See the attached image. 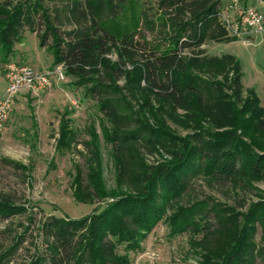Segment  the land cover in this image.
I'll list each match as a JSON object with an SVG mask.
<instances>
[{
    "label": "trees",
    "instance_id": "trees-1",
    "mask_svg": "<svg viewBox=\"0 0 264 264\" xmlns=\"http://www.w3.org/2000/svg\"><path fill=\"white\" fill-rule=\"evenodd\" d=\"M221 1L0 0L3 59L25 30L36 33L53 51L54 68L64 65L96 102L117 163L116 187L108 189L93 131L85 143L87 182L78 176L75 198L95 208L79 218L44 221L46 253L30 264H132L129 252L139 247L138 238L169 211L180 230L204 228L199 221L207 217L191 221L195 211L184 206L193 179L238 188L264 181V107L257 95L245 97L239 59L204 47L202 27L218 16ZM173 125L193 133L181 135ZM62 141L71 147L65 131ZM156 156L161 159L150 163ZM24 211L0 189V222ZM256 224L264 228V201L233 220L227 233L234 241L224 244L218 264H264V244L249 241ZM8 232L0 231V264H11L24 240L20 235L6 246Z\"/></svg>",
    "mask_w": 264,
    "mask_h": 264
},
{
    "label": "rangeland",
    "instance_id": "rangeland-1",
    "mask_svg": "<svg viewBox=\"0 0 264 264\" xmlns=\"http://www.w3.org/2000/svg\"><path fill=\"white\" fill-rule=\"evenodd\" d=\"M248 7L264 16V0H248ZM202 33L209 54H232L239 59L245 97L257 95L259 105L264 107L263 34H253L249 39L236 38L219 15L202 27ZM3 58L0 47V95L7 87ZM8 61L46 72L54 68V53L40 45L36 33L25 30ZM67 79L58 82L54 76L53 87L38 97L19 96L6 129L0 134V189L25 206V211L8 223L0 222V231L10 229L6 233L8 238L3 240L6 246L14 244L20 235L24 238L11 264H30L35 257L46 253L47 237L42 225L50 216L79 218L95 208L94 204L78 202L75 198L78 176L79 181L87 182L91 158L85 143L93 139V131L98 135L103 182L108 189L116 187L117 163L96 102L85 96L86 87ZM173 127L181 135L193 133L191 129ZM64 131L71 147L65 141L60 142ZM243 138L250 141L247 136ZM4 159L18 161L28 169H14ZM158 159L161 157L148 160L153 163ZM192 186L193 196L184 201V206L195 211L191 221L207 217V222L204 218L199 221V225L204 223V228L180 230L169 211L150 232L138 238L139 247L129 252L132 264H218L224 244L234 241L235 234L233 237L227 233L233 220L241 218L252 203L264 201V181L238 188L200 176L193 179ZM250 232L252 245L262 246L264 228L256 224Z\"/></svg>",
    "mask_w": 264,
    "mask_h": 264
},
{
    "label": "built area",
    "instance_id": "built-area-1",
    "mask_svg": "<svg viewBox=\"0 0 264 264\" xmlns=\"http://www.w3.org/2000/svg\"><path fill=\"white\" fill-rule=\"evenodd\" d=\"M226 1L224 8L221 3L218 15L232 36L245 39L253 34L264 36V16L258 10L245 6L243 0ZM4 75L7 87L5 93L0 95V134L5 131L12 108L20 95L29 93L34 97L40 96L53 87L54 76L58 82L68 80L64 65L45 72L14 61L6 62Z\"/></svg>",
    "mask_w": 264,
    "mask_h": 264
},
{
    "label": "crops",
    "instance_id": "crops-1",
    "mask_svg": "<svg viewBox=\"0 0 264 264\" xmlns=\"http://www.w3.org/2000/svg\"><path fill=\"white\" fill-rule=\"evenodd\" d=\"M226 0H222L221 1V3L223 4V5H225L226 4ZM243 4L245 5V6H247L248 7V0H243ZM26 94H28V95H24V94H22V95H20V96H32V97H34L33 95H31V94H29V93H26ZM20 97H18V99H19ZM16 104V103H15ZM15 104H14V106H15ZM14 106H13V108H14ZM12 108V109H13Z\"/></svg>",
    "mask_w": 264,
    "mask_h": 264
},
{
    "label": "water",
    "instance_id": "water-1",
    "mask_svg": "<svg viewBox=\"0 0 264 264\" xmlns=\"http://www.w3.org/2000/svg\"><path fill=\"white\" fill-rule=\"evenodd\" d=\"M28 1H30V0H28Z\"/></svg>",
    "mask_w": 264,
    "mask_h": 264
}]
</instances>
